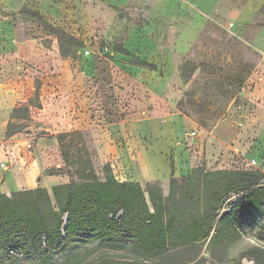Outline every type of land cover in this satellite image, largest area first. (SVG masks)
Wrapping results in <instances>:
<instances>
[{
  "label": "rangeland",
  "instance_id": "374dc122",
  "mask_svg": "<svg viewBox=\"0 0 264 264\" xmlns=\"http://www.w3.org/2000/svg\"><path fill=\"white\" fill-rule=\"evenodd\" d=\"M200 1L0 0V113L38 105L30 107L27 128L20 134L30 135L27 151L41 164L39 152L55 147L48 156L51 188L69 183L70 176L81 182L104 181L109 172L105 165L113 173L105 156L114 145L116 125L125 126L123 121H147L154 133L157 126L150 121L180 117L208 127L229 106H247L238 97L264 52V0H258L257 13L238 30L227 13L251 0H223L211 13L200 9ZM48 64L58 71L51 73ZM227 88L240 91L230 98L224 94ZM23 121L13 123L19 127ZM172 126L165 127L166 145L174 156ZM6 139H0V187L7 172L22 170L25 153L16 149L14 168ZM152 143L136 139L129 144L143 151ZM241 159H233L240 171L259 170ZM171 178L159 182L164 195ZM246 196L233 195L219 211L218 222ZM263 222L258 212H244L234 243H213L212 232L205 243L172 252L159 264H255L254 254L245 253L251 247L264 249ZM99 245L92 240L81 246L83 264L114 257L120 264L130 263L119 257L129 253L103 251Z\"/></svg>",
  "mask_w": 264,
  "mask_h": 264
},
{
  "label": "trees",
  "instance_id": "16d2710c",
  "mask_svg": "<svg viewBox=\"0 0 264 264\" xmlns=\"http://www.w3.org/2000/svg\"><path fill=\"white\" fill-rule=\"evenodd\" d=\"M139 66L156 70L146 62ZM235 93L229 88L224 92L230 98ZM37 106L14 110L7 138L27 128L30 107ZM21 111L24 116L18 117ZM15 119L24 121L17 127ZM171 168L174 173L172 159ZM105 169L109 172L104 181L81 182L70 176L69 183L50 190L38 187L10 195L0 190V264H83L79 250L92 240H99L97 248L103 251L129 253V257L119 255L128 258L126 262L131 260L128 264H144L146 259L159 264L172 252L205 243L212 232H216L213 243L226 239L234 243L240 238L244 212L256 211L264 221V173L260 170L195 168L189 176L173 174L169 194L164 195L159 182L145 187L120 182L109 165ZM49 171L46 174L51 175ZM242 193L247 196L218 222L226 202ZM261 229L264 234V222ZM249 252L255 264H264V249L251 247L245 256ZM116 259L102 264H120Z\"/></svg>",
  "mask_w": 264,
  "mask_h": 264
},
{
  "label": "crops",
  "instance_id": "0c3cea01",
  "mask_svg": "<svg viewBox=\"0 0 264 264\" xmlns=\"http://www.w3.org/2000/svg\"><path fill=\"white\" fill-rule=\"evenodd\" d=\"M222 1H200L199 7L204 12L211 13ZM259 6L258 0H251L244 8L229 10L227 18L238 30L244 20L247 22L254 17ZM251 47L253 48V45ZM261 55L259 65L246 80L238 97L239 100L248 101L247 106H229L224 117L213 122L211 126L204 127L199 121H189L184 117L176 121H150L152 127L157 126V133L145 126L144 122L147 121H123L126 122L125 126L116 125L117 129L111 140L114 141V145L110 146L105 156L113 168L116 180L140 184L165 182L173 174L176 178L189 176L200 166L211 172L240 170V165L233 160L236 156L264 173V52ZM48 67L51 73L58 71L52 64H48ZM13 109H4L0 113V139L7 138L6 129L11 121ZM167 123L173 124L177 148L174 149V156L167 153L170 151L166 145ZM29 136L19 133L6 139L7 156L12 166L18 161L16 149L25 152L24 156L20 157L22 170L17 172L13 169L7 172L4 187H0L7 195L38 187L51 189L48 182L52 177L46 174V171L49 170L47 168L51 161L49 157H52L51 153L55 147H46L43 153L39 152L41 164L27 151ZM136 139L153 143L141 151L133 149L129 144ZM177 142L182 143L181 146ZM171 159L174 163V173Z\"/></svg>",
  "mask_w": 264,
  "mask_h": 264
}]
</instances>
